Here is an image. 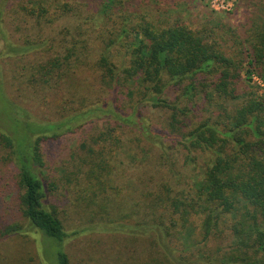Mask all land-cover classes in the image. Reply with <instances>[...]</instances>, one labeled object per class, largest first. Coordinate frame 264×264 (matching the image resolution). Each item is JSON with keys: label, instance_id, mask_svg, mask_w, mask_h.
<instances>
[{"label": "trees", "instance_id": "1", "mask_svg": "<svg viewBox=\"0 0 264 264\" xmlns=\"http://www.w3.org/2000/svg\"><path fill=\"white\" fill-rule=\"evenodd\" d=\"M131 2L51 0L48 5L23 6L39 24L65 22L58 35L25 39L15 45L3 33L10 55L45 49L47 55L33 64L28 81L60 95V105L67 111L58 120H23L22 109L4 97L0 80V128L8 125L0 130V145L8 150L5 158L17 167V183L23 191L19 210L25 220L24 224L0 225V238L36 228L55 247L53 264H71L64 248L70 234L57 210L45 206L53 186L44 176L42 142L74 131L90 118L116 119L117 124L106 126L93 138L101 144L99 149L82 145L86 152L79 161L77 158L73 172L75 179L85 176L103 190L113 165L107 157L111 154L113 160L115 156L107 143L121 142L117 128L129 122L138 124L137 105H148L171 112L168 135L190 151L202 153L206 168L202 177L183 189L166 182L151 193L156 216L132 225L131 232L154 233L163 259L155 264H264V95L248 92L233 108L228 107L229 101L239 98L243 61L227 55L219 42L210 41L185 22L163 26L145 15L126 11ZM263 2L261 12L249 18L245 38L238 42L248 48L250 76L254 71L264 75ZM94 5L97 11H92ZM111 21L113 28L108 25ZM105 30L107 35H101ZM94 40L100 45L96 58ZM116 47L126 50L121 59L114 53ZM89 68L95 69L98 91L83 77ZM199 74L213 77V91L208 94L212 112L189 127L188 117L197 105L195 80ZM172 87L179 91L175 98L168 93ZM119 88L136 100L132 113L117 109V98L101 104L99 98L93 101L89 97L109 90L116 93ZM147 131L144 127L142 134L148 136ZM196 158L191 156L192 161ZM222 238L229 241V250L203 251L202 247ZM179 244L197 247L196 258L180 256Z\"/></svg>", "mask_w": 264, "mask_h": 264}, {"label": "rangeland", "instance_id": "2", "mask_svg": "<svg viewBox=\"0 0 264 264\" xmlns=\"http://www.w3.org/2000/svg\"><path fill=\"white\" fill-rule=\"evenodd\" d=\"M262 1L225 0L228 8L223 9L215 0H132L131 6L125 10L138 13L136 16L145 15L163 26L185 22L191 28L201 30L210 41L219 42L227 55H236L237 61H243L242 81L237 88L239 98L227 104L233 108L248 92L264 95V87L254 83L247 71V46L238 44L246 36L249 18L253 13L257 15L261 12ZM40 2L48 5L51 0H0V80L4 97L22 109L23 120L51 121L60 119L67 111L60 105L62 98L54 91L35 87L38 85L28 81L33 64L47 55L45 49L25 55H10L4 40L5 34L8 42L21 45L25 39H49L51 35H58L65 22L49 25L41 21L39 24L35 16L22 10L23 6H37ZM95 7H91L92 11H97ZM118 15H113L115 21H118ZM113 23L111 21L108 25L113 28ZM97 34L94 33V36ZM101 35L106 36V30ZM92 44L96 58L100 45L96 40ZM125 51L116 47L114 53L121 59ZM94 71V68L87 69L83 77L86 84L92 83L95 91H98L100 84L94 79ZM259 74L264 79V75ZM195 82L197 105L188 117L189 127L212 112L208 94L213 91V77L199 74ZM178 92L173 87L168 90L172 98ZM89 97L93 101L99 98L101 104L117 98V109L125 114L133 112L132 104L136 102L121 88L116 93L109 90L100 96ZM137 106L139 123L120 124L116 133L121 142L114 144V140L107 143L115 156L113 160L111 154L107 157L113 165L106 176L103 190L85 176L78 175L75 179L73 172L76 171L77 158L79 161L86 152L82 145L99 149L101 144H96L93 138L106 126L117 124L116 119L107 116L90 118L74 131L42 142L43 172L47 184L53 186L48 191L45 206L49 210H57L70 234L64 248L71 264H155L157 260H163L154 233L141 230L134 234L130 229L132 225L156 216L151 193L157 192L166 182L183 189L188 183L192 184L202 177L206 168V158L202 153L190 151L168 135L170 111L148 105ZM6 126L1 125L4 129L0 130H6ZM144 127L148 130V136L142 134ZM7 151L0 145V225L16 221L24 224L19 210V196L23 191L17 183V167L5 158ZM195 155L197 158L192 161L191 156ZM68 177H72V181ZM49 239L36 228L1 237L0 264H53L56 261L53 254L55 247H52ZM226 240L222 238L214 244L212 241L210 246L202 249L204 252L209 249L213 253L218 249H222L220 253L225 252L229 250V241ZM177 247L180 256L185 255L190 259H195L199 253L192 244H179Z\"/></svg>", "mask_w": 264, "mask_h": 264}, {"label": "built area", "instance_id": "3", "mask_svg": "<svg viewBox=\"0 0 264 264\" xmlns=\"http://www.w3.org/2000/svg\"><path fill=\"white\" fill-rule=\"evenodd\" d=\"M216 4H219L222 6L223 9L228 8V3L225 2V0H215ZM230 8V7H229ZM251 79L254 83L258 84L260 87H264V79L262 78V75L259 73H252Z\"/></svg>", "mask_w": 264, "mask_h": 264}]
</instances>
